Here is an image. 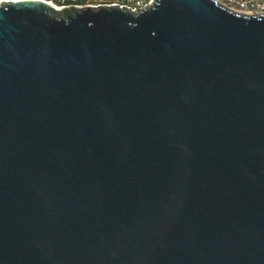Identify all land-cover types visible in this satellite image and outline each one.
I'll use <instances>...</instances> for the list:
<instances>
[{
    "label": "water",
    "instance_id": "95a60500",
    "mask_svg": "<svg viewBox=\"0 0 264 264\" xmlns=\"http://www.w3.org/2000/svg\"><path fill=\"white\" fill-rule=\"evenodd\" d=\"M0 2V264H264V13Z\"/></svg>",
    "mask_w": 264,
    "mask_h": 264
},
{
    "label": "built area",
    "instance_id": "2783aa9c",
    "mask_svg": "<svg viewBox=\"0 0 264 264\" xmlns=\"http://www.w3.org/2000/svg\"><path fill=\"white\" fill-rule=\"evenodd\" d=\"M21 1V0H20ZM56 10L63 8H99L116 7L122 10L138 12L153 3L154 0H43ZM229 6L241 12L264 13V2L262 0H224Z\"/></svg>",
    "mask_w": 264,
    "mask_h": 264
},
{
    "label": "bare ground",
    "instance_id": "6f19581e",
    "mask_svg": "<svg viewBox=\"0 0 264 264\" xmlns=\"http://www.w3.org/2000/svg\"><path fill=\"white\" fill-rule=\"evenodd\" d=\"M10 2L11 0H0V2ZM230 9H233V8H230ZM234 10H236V9H234ZM237 12H241V11H239V10H236ZM246 13H249V14H251V15H254V14H257V13H259V12H257V13H254V12H246Z\"/></svg>",
    "mask_w": 264,
    "mask_h": 264
},
{
    "label": "snow or ice",
    "instance_id": "6c2138e0",
    "mask_svg": "<svg viewBox=\"0 0 264 264\" xmlns=\"http://www.w3.org/2000/svg\"><path fill=\"white\" fill-rule=\"evenodd\" d=\"M12 3H18L20 0H11Z\"/></svg>",
    "mask_w": 264,
    "mask_h": 264
},
{
    "label": "rangeland",
    "instance_id": "374dc122",
    "mask_svg": "<svg viewBox=\"0 0 264 264\" xmlns=\"http://www.w3.org/2000/svg\"><path fill=\"white\" fill-rule=\"evenodd\" d=\"M222 1H224V0H222ZM263 2H264V0H262Z\"/></svg>",
    "mask_w": 264,
    "mask_h": 264
}]
</instances>
